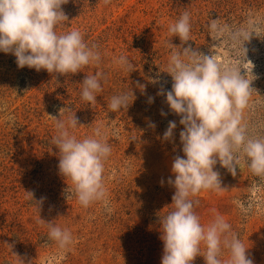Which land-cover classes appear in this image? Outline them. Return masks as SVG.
Listing matches in <instances>:
<instances>
[{"label": "rangeland", "instance_id": "obj_1", "mask_svg": "<svg viewBox=\"0 0 264 264\" xmlns=\"http://www.w3.org/2000/svg\"><path fill=\"white\" fill-rule=\"evenodd\" d=\"M62 9L68 21L58 25L57 33L81 31L90 46L97 45L99 64L62 75L19 68L13 54L0 52V264H161L160 219L171 210L175 193L168 178L174 179V158L183 156L180 117L158 94L171 89L168 60L181 46L169 25L187 10L191 41L182 46L190 44L224 62L236 54L224 40H212L210 21L238 28L250 16L264 19V0H69ZM259 35L245 42L249 61L242 69L252 80L244 117L253 135H264V30ZM121 54L131 57L133 71L113 63ZM97 72L104 76L102 91L90 104L81 99L82 82ZM131 89L133 103L111 112V98ZM69 114L80 124L74 130L77 139L102 126L111 144L103 173L107 205L83 207L72 181L59 172V150L53 145L56 118ZM169 121L177 124L170 141L163 139ZM214 170L226 190L201 191L194 211L207 226L215 209L254 264H264V179L252 174L243 155L235 176L219 163ZM253 200L254 210L245 216L237 202ZM48 222L71 232L67 249L49 239ZM202 255L203 247L192 264H205ZM228 258L223 249L222 262Z\"/></svg>", "mask_w": 264, "mask_h": 264}, {"label": "clouds", "instance_id": "obj_2", "mask_svg": "<svg viewBox=\"0 0 264 264\" xmlns=\"http://www.w3.org/2000/svg\"><path fill=\"white\" fill-rule=\"evenodd\" d=\"M68 2L0 0V52L13 54L19 68L27 66L62 75L99 64L101 54L97 45L90 46L81 31L57 33L58 25L68 21L62 9ZM104 2L107 4L110 0ZM208 30L213 41L224 40L230 46L235 59L221 62L213 54H204L190 44L182 46L191 41L187 10L168 28L172 36L180 38L181 46L179 50H172L168 60L166 72L172 77L171 89L158 94L165 95L170 111L180 117L183 156L174 158L171 167L174 179L168 178L175 193L171 210L160 219L164 243L161 264H192L195 257L201 255L202 247L205 264H254L247 256L248 248L222 215L213 209V220L204 226L194 208L198 203L195 197L201 191L221 193L226 190L219 172L214 170L217 163L235 176L239 157L243 155L252 174L264 179V135L250 134L245 122L244 112L249 107L253 88L252 80L242 74V69L246 70L244 61H249L245 42L254 34L261 37L264 19L250 16L238 28L214 19ZM113 63L128 72L135 68L131 57L124 54L114 57ZM252 68L253 64L251 72ZM103 79L100 72L87 76L82 82L81 99L95 104ZM140 87L143 89L142 85ZM135 98L132 89L124 91L114 95L107 107L111 112H119L127 109ZM152 99L149 98L150 103ZM161 115L167 114L161 112ZM78 125L75 114L56 118L57 135L53 145L59 150V172L72 181L74 193L83 207L94 202L107 205L103 173L111 155V144L102 126L95 127L91 136L77 139L74 130ZM176 127L175 121H169L163 139L170 141ZM26 192L33 199V194ZM237 203L247 216L257 202ZM48 237L61 250L73 242L68 229L51 222H48ZM223 249L228 250L229 258L222 262Z\"/></svg>", "mask_w": 264, "mask_h": 264}]
</instances>
